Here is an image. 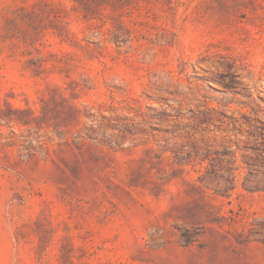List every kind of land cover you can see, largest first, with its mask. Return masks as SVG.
<instances>
[{"label":"rangeland","instance_id":"1","mask_svg":"<svg viewBox=\"0 0 264 264\" xmlns=\"http://www.w3.org/2000/svg\"><path fill=\"white\" fill-rule=\"evenodd\" d=\"M0 264H264V0H0Z\"/></svg>","mask_w":264,"mask_h":264},{"label":"bare ground","instance_id":"2","mask_svg":"<svg viewBox=\"0 0 264 264\" xmlns=\"http://www.w3.org/2000/svg\"><path fill=\"white\" fill-rule=\"evenodd\" d=\"M258 62L255 63V64H252V66L249 69H251L253 71H256L257 69L258 70L261 69L262 68V64L260 62L259 63ZM254 85H255V83L251 86L252 89L251 90L249 89L250 92L247 91V90H245V88H242L243 91L245 92V94L246 93L251 94V95H257V94H259L258 89H260V87L257 89V86L255 85L256 87H254ZM246 100L248 101V103H250V102L253 103V100L251 98H247ZM254 105H256V104L254 103Z\"/></svg>","mask_w":264,"mask_h":264}]
</instances>
